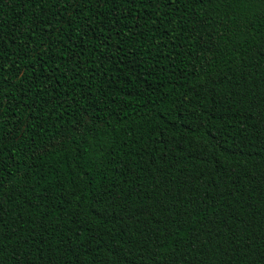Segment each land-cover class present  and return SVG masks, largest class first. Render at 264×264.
<instances>
[{
	"label": "trees",
	"instance_id": "1",
	"mask_svg": "<svg viewBox=\"0 0 264 264\" xmlns=\"http://www.w3.org/2000/svg\"><path fill=\"white\" fill-rule=\"evenodd\" d=\"M0 264H264V0H0Z\"/></svg>",
	"mask_w": 264,
	"mask_h": 264
}]
</instances>
